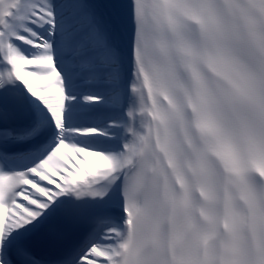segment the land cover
<instances>
[{
	"label": "snow or ice",
	"instance_id": "1",
	"mask_svg": "<svg viewBox=\"0 0 264 264\" xmlns=\"http://www.w3.org/2000/svg\"><path fill=\"white\" fill-rule=\"evenodd\" d=\"M0 264H264V0H0Z\"/></svg>",
	"mask_w": 264,
	"mask_h": 264
}]
</instances>
